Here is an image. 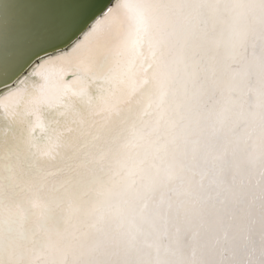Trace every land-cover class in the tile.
Listing matches in <instances>:
<instances>
[{
	"label": "snow or ice",
	"instance_id": "6c2138e0",
	"mask_svg": "<svg viewBox=\"0 0 264 264\" xmlns=\"http://www.w3.org/2000/svg\"><path fill=\"white\" fill-rule=\"evenodd\" d=\"M0 264H264V0L0 3Z\"/></svg>",
	"mask_w": 264,
	"mask_h": 264
},
{
	"label": "bare ground",
	"instance_id": "6f19581e",
	"mask_svg": "<svg viewBox=\"0 0 264 264\" xmlns=\"http://www.w3.org/2000/svg\"><path fill=\"white\" fill-rule=\"evenodd\" d=\"M52 2H55V0H52ZM0 3H4V0H0ZM53 7L56 8H62V9H66V10H73L75 8L74 5H53ZM43 54V53H41ZM26 56V55H25ZM26 58V57H25ZM28 58V57H27ZM18 65V64H17ZM24 70V69H23ZM22 70V71H23Z\"/></svg>",
	"mask_w": 264,
	"mask_h": 264
},
{
	"label": "rangeland",
	"instance_id": "374dc122",
	"mask_svg": "<svg viewBox=\"0 0 264 264\" xmlns=\"http://www.w3.org/2000/svg\"><path fill=\"white\" fill-rule=\"evenodd\" d=\"M26 55V56H25ZM31 55V52H28L27 54H24L19 60H18V62H17V64H16V67L17 68H20L21 67V65H23L24 64V62L28 59L27 57H29ZM26 57V58H25Z\"/></svg>",
	"mask_w": 264,
	"mask_h": 264
},
{
	"label": "water",
	"instance_id": "95a60500",
	"mask_svg": "<svg viewBox=\"0 0 264 264\" xmlns=\"http://www.w3.org/2000/svg\"><path fill=\"white\" fill-rule=\"evenodd\" d=\"M97 11H99V5L93 7V8L91 9V12H90L89 14H90V15H91V14H94V13L97 12ZM41 55H43V54H41ZM26 72H27V69L25 68V69L21 72V75L26 74Z\"/></svg>",
	"mask_w": 264,
	"mask_h": 264
}]
</instances>
